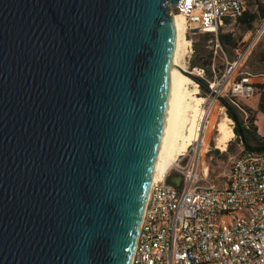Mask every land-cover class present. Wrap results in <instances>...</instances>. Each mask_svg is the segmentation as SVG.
<instances>
[{
    "label": "water",
    "instance_id": "obj_1",
    "mask_svg": "<svg viewBox=\"0 0 264 264\" xmlns=\"http://www.w3.org/2000/svg\"><path fill=\"white\" fill-rule=\"evenodd\" d=\"M178 2L0 0V264H131Z\"/></svg>",
    "mask_w": 264,
    "mask_h": 264
},
{
    "label": "built area",
    "instance_id": "obj_2",
    "mask_svg": "<svg viewBox=\"0 0 264 264\" xmlns=\"http://www.w3.org/2000/svg\"><path fill=\"white\" fill-rule=\"evenodd\" d=\"M249 2L179 0L171 12L185 16L188 31L215 36L218 52L219 30L227 19L240 17ZM263 30L264 22L259 33ZM245 57L224 72L227 83L220 91L209 84L220 95L229 85L223 94L237 106L236 93L249 96L254 91L249 78L235 82L233 76ZM210 152L208 147L205 156ZM203 158L201 142L195 140L151 184L131 264H264V151L243 149L223 185L211 178L210 163ZM171 176L179 177V183H171Z\"/></svg>",
    "mask_w": 264,
    "mask_h": 264
},
{
    "label": "rangeland",
    "instance_id": "obj_3",
    "mask_svg": "<svg viewBox=\"0 0 264 264\" xmlns=\"http://www.w3.org/2000/svg\"><path fill=\"white\" fill-rule=\"evenodd\" d=\"M256 1L258 0H251L249 5L254 8ZM259 1L264 3V0ZM177 12L178 11L174 10V13ZM260 22L261 21L258 20L251 30L246 28L245 25L238 23V21L226 27L222 33L232 34L236 47H231L230 44H222V50L218 49V52H216L214 45L215 36L199 31H187L186 36L191 40V46L185 48L181 58V61L187 66L189 71L193 72L195 68L199 69L202 71V79L208 84H214V87L220 91L223 85L227 83L225 78L222 80L224 72L230 67L232 62L246 56L242 64H238L234 69L233 76H236L235 82L240 81L242 78H249L248 84L254 86V91L249 96H245L243 93H236L235 100L239 106L232 104L239 116L240 122L244 123H248L247 118L249 112L246 109L251 108L258 100V102L261 103V97L262 95L264 96V87L260 88L255 86V84L264 83V30L259 33L261 29ZM256 33H259V36ZM227 88H229V85L225 90H227ZM225 90L222 92L221 96L228 100L229 98L223 94ZM231 92L232 91L228 92L229 97L232 96ZM199 93L206 99L203 108L208 112L206 128L202 132V137L204 144L209 141L211 152L205 157L210 163L211 178L214 179L217 184L223 185L227 179V174L233 160L239 156L241 151L246 147L242 143L240 135L236 133L231 141L228 142L225 151L216 147V124L224 115L222 113L229 115V112L219 100L215 99L204 89L200 88ZM214 99L216 101H213ZM259 103L257 105L258 110L252 109L250 112L251 117H255V121L252 124L253 126H258V134H260L259 127L260 130L262 129V131H264V121L259 124ZM232 126L233 129L236 126L234 121ZM248 142L252 145H257L254 139ZM210 157H212V159H210Z\"/></svg>",
    "mask_w": 264,
    "mask_h": 264
},
{
    "label": "bare ground",
    "instance_id": "obj_4",
    "mask_svg": "<svg viewBox=\"0 0 264 264\" xmlns=\"http://www.w3.org/2000/svg\"><path fill=\"white\" fill-rule=\"evenodd\" d=\"M172 15L176 30L174 57L170 71L164 125L151 184L165 176L179 156L195 140L201 142L203 160H206L205 152L209 147V141L204 144L202 137L208 115L203 108L206 99L199 93V84L188 74L187 66L181 61L183 51L191 46V40L186 36L188 31L186 18L179 11L173 12ZM192 73L199 75L202 71L195 68ZM222 114L224 115L216 124V147L225 151L228 142L235 136V131L232 126L233 119L225 113Z\"/></svg>",
    "mask_w": 264,
    "mask_h": 264
},
{
    "label": "trees",
    "instance_id": "obj_5",
    "mask_svg": "<svg viewBox=\"0 0 264 264\" xmlns=\"http://www.w3.org/2000/svg\"><path fill=\"white\" fill-rule=\"evenodd\" d=\"M264 17V3L262 1H257V11L255 12H246L244 17L239 18L240 20H245L247 22V25L251 27L252 22H254L257 18ZM221 43H231V34H220L219 36ZM256 87L263 88L264 83L262 84H255ZM264 96L261 97V103L259 105V110L264 113ZM249 115H248V123L241 122L246 139L250 141L251 139H254L258 146L264 145V135L257 133V125L253 126V122L255 121V117H251L250 112L252 111V108H247ZM231 116V114L229 113ZM234 131L236 134L240 135L239 129L237 126L234 127Z\"/></svg>",
    "mask_w": 264,
    "mask_h": 264
},
{
    "label": "crops",
    "instance_id": "obj_6",
    "mask_svg": "<svg viewBox=\"0 0 264 264\" xmlns=\"http://www.w3.org/2000/svg\"><path fill=\"white\" fill-rule=\"evenodd\" d=\"M250 1H251V0H250ZM249 4H250V2H249ZM249 4H248L246 10L244 11V13H243L240 17H238V18L235 19V20H233V19H227V20H226V26L223 27V28H221V29L219 30L218 39H219V42H220V43H221L220 38H219L220 34H224V33H222V32L226 29V27L231 26L233 23H235V22H237V21H238V23L245 25L246 28H248L249 30H251V29L254 27V24H255L258 20L261 21V22H260V27L262 26V23H263L264 17H261V18L259 17V18H257L254 22H252L251 27H249V26L247 25V22H245L244 19H243V20H240V19H239V18H241V17H244L245 13L248 12V11H249V12H255V11H257V1H256L255 5H254V8H252V6H250ZM258 31H259V29H258ZM207 34L212 35L211 33H207ZM227 34H230V33H227ZM256 34H257V33H256ZM221 44H224V43H221ZM226 44H230L231 47H236V43H235V40H234L232 34H231V43H226ZM226 44H224V45H226ZM258 101H259V100H258ZM258 101L256 102V104H254L253 106H251L252 109H256V110H258V108H257V105H258V103H259ZM259 104H260V103H259ZM258 117H260L259 124H261V122L264 121V113H263L262 111H260V110H259V113H258ZM259 132H260V134L264 135V131H262V129L260 130V127H259Z\"/></svg>",
    "mask_w": 264,
    "mask_h": 264
}]
</instances>
